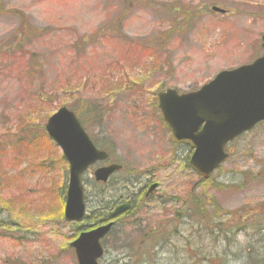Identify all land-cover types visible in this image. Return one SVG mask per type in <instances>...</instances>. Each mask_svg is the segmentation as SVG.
Masks as SVG:
<instances>
[{"label": "rangeland", "instance_id": "374dc122", "mask_svg": "<svg viewBox=\"0 0 264 264\" xmlns=\"http://www.w3.org/2000/svg\"><path fill=\"white\" fill-rule=\"evenodd\" d=\"M263 34L264 0H0V199L19 218L0 229V264H78L70 243L86 219L56 215L52 193L68 164L34 168L62 154L44 135L61 106L124 166L106 186L94 167L85 174L88 214L133 180L160 185L141 214L117 220L101 264H264V127L231 142L205 181L156 106L159 91L194 90L261 56ZM158 226L159 245L146 239Z\"/></svg>", "mask_w": 264, "mask_h": 264}, {"label": "water", "instance_id": "95a60500", "mask_svg": "<svg viewBox=\"0 0 264 264\" xmlns=\"http://www.w3.org/2000/svg\"><path fill=\"white\" fill-rule=\"evenodd\" d=\"M262 40L264 48V35ZM157 105L161 118L172 131V141L194 149L190 167L208 178L227 160L225 146L228 142L259 122L264 126V54L250 64L219 72L196 91L180 94L168 89L160 92ZM46 131L69 162L65 218L79 221L86 213L82 175L89 166L105 160L108 154L95 146L76 114L66 106L49 117ZM120 167L117 164L99 167L95 178L107 181ZM126 208L127 205L118 207L111 216ZM111 226L109 223L82 232L71 243L79 264H100L99 259L104 255L100 240Z\"/></svg>", "mask_w": 264, "mask_h": 264}, {"label": "trees", "instance_id": "16d2710c", "mask_svg": "<svg viewBox=\"0 0 264 264\" xmlns=\"http://www.w3.org/2000/svg\"><path fill=\"white\" fill-rule=\"evenodd\" d=\"M44 135L46 137H48L46 133H44ZM57 161L65 162L64 156L63 155H59V157H56L54 160H50V161L47 160V159L46 160L37 161L35 163V167L34 168H36V171H38V172L44 170V168H45V170H47L46 172H50L48 170ZM2 182L3 181L0 180V188L2 186L1 185ZM54 184H56V182H54ZM227 187H229V185ZM52 193L55 195V197H57L59 199V201L61 203V206H62L61 208L58 207L55 213H56V215L64 218V206H65V201H66L67 183L65 182L64 184H59V186H55ZM116 198H118V197H113L111 200L107 201L106 204L103 205V207L104 208H111L113 204L110 201H112V200H114ZM11 203L12 202H11V198L10 197H9L8 200L0 199V204L2 205V208H0V229L4 228V229L9 230V232H10L11 228H16L17 226H19V223L17 221H13V219H19V218H14V216H13L14 211H13V208H11ZM209 204L212 205V206H210V207L213 208L212 211L216 213V210L214 208V203H209ZM198 205H199V209L198 210H200L198 214L200 216L204 217L205 223H203V224H205V225L207 224L208 225L209 222H207V221L209 219L207 218V215L204 212L205 211L204 207H206V206H204V204H202V203H198ZM215 207H216V204H215ZM6 211H8V213H5ZM179 216H180V214L176 215L177 218ZM17 217H19V216H17ZM105 218H106V212H104V211L101 212L100 210L91 211L89 214H87L85 216L87 225H83L84 228L81 229V230L79 228L77 233H80L83 230L89 229L91 225L93 226L94 224H99L100 222L102 223L103 221H105ZM215 224H217V223H215ZM175 226L176 227L173 230V232L174 233L175 232L178 233L177 225L175 224ZM152 230H153V232L151 234H149L146 239L147 240H153V243L157 242L158 245H159L160 244L159 241L161 240L160 238H162L164 236V234H162L161 226H158L156 229H152ZM6 235L9 236L8 232H7ZM167 244H168V242L165 243V245H167ZM147 248H151L152 249V247H150V245H148ZM144 254H148L146 249L144 251Z\"/></svg>", "mask_w": 264, "mask_h": 264}, {"label": "flooded vegetation", "instance_id": "af4514ba", "mask_svg": "<svg viewBox=\"0 0 264 264\" xmlns=\"http://www.w3.org/2000/svg\"><path fill=\"white\" fill-rule=\"evenodd\" d=\"M214 7V6H213ZM227 151H228V149H227ZM228 153L230 154V152L228 151ZM153 182H157V181H155L154 179H148L147 181H144V183L142 184V187H141V189L138 191V195H132V196H130V194H129V199H130V201H132V205H135V203L137 202V200H138V198H148L149 199V197H151L153 194H151V195H146V192H147V189H148V186L150 185V184H152ZM158 183V182H157Z\"/></svg>", "mask_w": 264, "mask_h": 264}, {"label": "bare ground", "instance_id": "6f19581e", "mask_svg": "<svg viewBox=\"0 0 264 264\" xmlns=\"http://www.w3.org/2000/svg\"><path fill=\"white\" fill-rule=\"evenodd\" d=\"M129 197V193L128 194H123V195H121V199H120V201L121 200H123V199H125V198H128ZM261 259V258H260Z\"/></svg>", "mask_w": 264, "mask_h": 264}]
</instances>
